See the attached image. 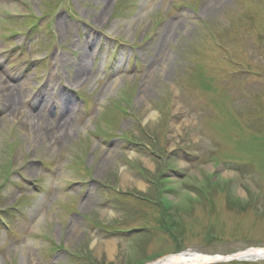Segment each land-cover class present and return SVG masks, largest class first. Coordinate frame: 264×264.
Wrapping results in <instances>:
<instances>
[{
    "label": "rangeland",
    "instance_id": "374dc122",
    "mask_svg": "<svg viewBox=\"0 0 264 264\" xmlns=\"http://www.w3.org/2000/svg\"><path fill=\"white\" fill-rule=\"evenodd\" d=\"M211 4L0 0V264L264 250V0Z\"/></svg>",
    "mask_w": 264,
    "mask_h": 264
},
{
    "label": "bare ground",
    "instance_id": "6f19581e",
    "mask_svg": "<svg viewBox=\"0 0 264 264\" xmlns=\"http://www.w3.org/2000/svg\"><path fill=\"white\" fill-rule=\"evenodd\" d=\"M226 3V0H215V4H211L210 6V10L213 7H216L218 5H222ZM102 15L97 17L96 18V23L97 22H100L101 19H102ZM86 49V48H84ZM86 55H89L87 49L86 50H83V54H82V57L80 58L79 62H76V64L73 66L75 67V69L77 70L76 72V76L74 78L75 80V83L77 84L78 82H81L84 80V77H86L87 75V67H86V61L85 60V57ZM60 90V88H59ZM63 92V91H61ZM54 94H55V91L52 95V97H54ZM12 96V95H11ZM9 97V96H8ZM13 97V100H12V103H11V106H12V109L14 108V106H16L15 108V112L17 110V102H18V99L20 100H23L25 98V95L24 94H20V93H14V95L12 96ZM51 97V96H49ZM51 97V107H53V109H57L58 112V115H60L61 117V122H60V125H58L55 129H54V134L51 136L52 139L54 140V145H61L60 143L62 141H64V139L66 137H69L70 136V132H71V124L73 121H71V117H70V110H71V107H67L65 109H61L59 108L57 104L54 103V99ZM8 99V98H7ZM19 100V102H21ZM10 101V99H8V102ZM16 102V104H15ZM10 103V102H9ZM8 103V105H10ZM61 109V110H60ZM179 111V108H177V112ZM14 112V111H13ZM40 113V111H39ZM33 118L34 119H38V122L40 123H43L41 121V119L39 118H42L40 117V115L37 113L35 114V116L33 115ZM58 123V121L56 120L55 123H54V126H56ZM178 127L175 126L174 129H177ZM29 172H32V169L30 168L29 169ZM91 201H88L87 203L90 204ZM87 204V205H88ZM113 246V243H110L108 245L111 252H113V248L111 247ZM247 254H250V255H258L259 257H261L260 259H264V250H251L249 251ZM240 257V256H239ZM239 257L235 256V257H231V256H228V257H222V256H209V255H203V254H199V253H195V254H190V255H185V254H182V255H177V256H169L159 262H155V263H148V264H213V263H216V262H221V261H230V260H233V259H236Z\"/></svg>",
    "mask_w": 264,
    "mask_h": 264
}]
</instances>
